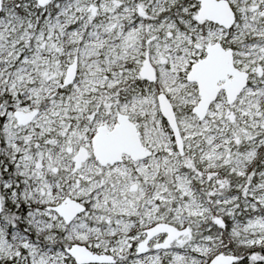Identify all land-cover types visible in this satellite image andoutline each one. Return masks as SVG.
I'll return each mask as SVG.
<instances>
[{
    "label": "snow or ice",
    "instance_id": "1",
    "mask_svg": "<svg viewBox=\"0 0 264 264\" xmlns=\"http://www.w3.org/2000/svg\"><path fill=\"white\" fill-rule=\"evenodd\" d=\"M0 264H264V0H0Z\"/></svg>",
    "mask_w": 264,
    "mask_h": 264
}]
</instances>
